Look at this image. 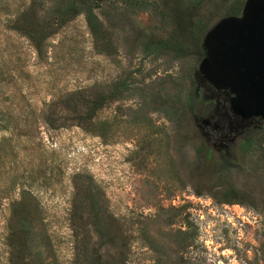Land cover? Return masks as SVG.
<instances>
[{"label":"rangeland","instance_id":"rangeland-1","mask_svg":"<svg viewBox=\"0 0 264 264\" xmlns=\"http://www.w3.org/2000/svg\"><path fill=\"white\" fill-rule=\"evenodd\" d=\"M219 1L183 0L199 4L200 12ZM28 2L0 0V264H27L34 250L42 264H87L94 251L118 264H264L263 162L241 152L240 129L223 134V100L215 101L222 114L195 110L187 126L179 119L188 93L203 100L199 61L145 53L133 42L137 32L168 31L159 0H107L96 8L106 48L78 14L39 51L13 22ZM89 87L118 91L94 116L107 124L105 132L45 123L48 103ZM201 141L207 156L195 155ZM223 157L239 170L214 180ZM75 175L102 206L103 222L113 223L109 236L76 227ZM214 182L246 190L251 205L220 202L209 190ZM27 199L38 205L34 228L8 239L25 214L17 202Z\"/></svg>","mask_w":264,"mask_h":264},{"label":"trees","instance_id":"trees-1","mask_svg":"<svg viewBox=\"0 0 264 264\" xmlns=\"http://www.w3.org/2000/svg\"><path fill=\"white\" fill-rule=\"evenodd\" d=\"M107 0H29L27 6L13 19L14 25L26 37L30 39L37 51L40 50L42 41L53 34L65 22L71 20L78 14H83L86 26L96 42H100L101 48H106L108 41L106 29L97 18L94 10ZM205 7L200 12L199 4L188 5L183 0H159V4L164 11L163 15L167 17L169 29L162 37L141 34L137 32L133 37V42L145 53H165L173 58H184L193 56L195 62L200 61L205 51L202 46V38L206 30L210 27L212 21L224 15L239 14L243 0H220ZM40 11L42 13L40 14ZM203 100L198 101L196 92L188 93V102L186 106L178 107V116L184 121V126L190 123L191 115L195 110L201 115L215 116L221 111L215 107V101L218 98L223 100L225 124L223 125V134L230 136L233 131L237 133L240 129L239 148L243 154H255L256 161H262L261 169L264 172V149L262 141L264 140V121L259 118H240L235 116L227 108L229 93L223 90L214 89L209 83L203 80ZM117 89L109 91L102 88L96 89L89 87L82 90L65 93L55 101L48 103L43 109L41 116L45 123L52 127L64 126L67 121L73 122L88 131L103 133L107 124L102 121H95L94 116L98 109L102 108L107 102L116 98ZM207 101V102H206ZM59 106V111L55 109ZM222 114V113H221ZM179 120V122H180ZM253 120V124H247ZM181 124V123H180ZM180 124L177 126L181 129ZM223 136V135H222ZM236 136V135H234ZM205 150V156L209 149L200 142L199 147L195 149V155L198 156ZM239 170V166L229 157H223L215 165L214 180H218L224 171L230 169ZM77 175L73 176L75 188L74 197L71 200L70 215L76 219V227L84 229L86 225L94 228V233L98 237L109 236L113 228L112 222H103L102 214L104 210L97 202L94 193H88L86 188L89 185H79ZM78 182V183H77ZM216 197L223 203H246L251 205L250 195L246 190H239L227 184L214 182L209 186ZM100 205V206H99ZM38 205L34 199H27L25 203L22 200L17 202V208L25 211L20 214L15 221V226L10 228L8 239L23 238L27 231L29 234L34 228V223L38 219ZM91 218V222L87 219ZM11 227V225H10ZM24 243V241H22ZM20 243V244H22ZM34 245L36 243L34 242ZM38 252H33L31 260L27 264H42ZM97 252H88L85 261L87 264H118L114 258L110 261L100 260ZM93 254V255H92Z\"/></svg>","mask_w":264,"mask_h":264},{"label":"water","instance_id":"water-1","mask_svg":"<svg viewBox=\"0 0 264 264\" xmlns=\"http://www.w3.org/2000/svg\"><path fill=\"white\" fill-rule=\"evenodd\" d=\"M202 46V78L229 93L235 116L264 121V0H243L239 14L218 18L204 33Z\"/></svg>","mask_w":264,"mask_h":264}]
</instances>
